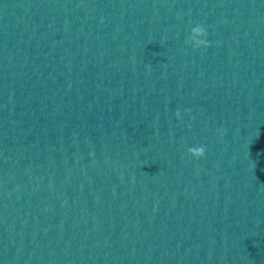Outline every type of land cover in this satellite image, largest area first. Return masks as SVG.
Returning a JSON list of instances; mask_svg holds the SVG:
<instances>
[{
    "label": "water",
    "instance_id": "95a60500",
    "mask_svg": "<svg viewBox=\"0 0 264 264\" xmlns=\"http://www.w3.org/2000/svg\"><path fill=\"white\" fill-rule=\"evenodd\" d=\"M0 264H264V0H0Z\"/></svg>",
    "mask_w": 264,
    "mask_h": 264
},
{
    "label": "clouds",
    "instance_id": "9594fccd",
    "mask_svg": "<svg viewBox=\"0 0 264 264\" xmlns=\"http://www.w3.org/2000/svg\"><path fill=\"white\" fill-rule=\"evenodd\" d=\"M207 35H208L207 29L203 25H196L191 29V35L189 36L187 42L191 43V45L196 49H199L202 46L204 47L210 46V42L207 39H205ZM194 37L195 40H193ZM187 111L191 112V109H187ZM176 116L182 119L181 111L179 109L176 111ZM188 151L192 156L196 158H201L206 154L207 149L206 146H199V147H191L189 148Z\"/></svg>",
    "mask_w": 264,
    "mask_h": 264
}]
</instances>
